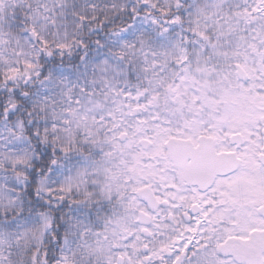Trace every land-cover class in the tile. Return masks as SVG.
Returning a JSON list of instances; mask_svg holds the SVG:
<instances>
[{
    "label": "snow or ice",
    "instance_id": "1",
    "mask_svg": "<svg viewBox=\"0 0 264 264\" xmlns=\"http://www.w3.org/2000/svg\"><path fill=\"white\" fill-rule=\"evenodd\" d=\"M0 264H264V0H0Z\"/></svg>",
    "mask_w": 264,
    "mask_h": 264
}]
</instances>
